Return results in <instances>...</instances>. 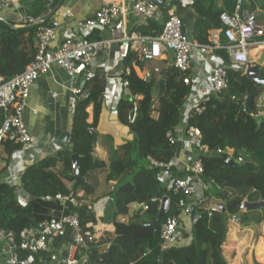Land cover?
<instances>
[{
    "label": "trees",
    "instance_id": "1",
    "mask_svg": "<svg viewBox=\"0 0 264 264\" xmlns=\"http://www.w3.org/2000/svg\"><path fill=\"white\" fill-rule=\"evenodd\" d=\"M223 1V5L218 7L212 4L206 6L200 0H195L193 7L198 18L193 40L203 44L210 43L209 30L221 28V14L227 11L228 4L233 3L231 6L234 7L236 4V0ZM163 22L164 20L149 21L138 27L137 32L143 36L158 35L162 31ZM0 23L4 26L0 41V74L8 79L22 72L33 59L35 27L29 25L15 28L8 23ZM90 38L98 39L99 35H91ZM218 52L231 64L225 50ZM137 60L139 55L135 52L126 59V65L132 66L131 72L126 75L132 97L121 99L117 113L113 115V121L127 135H133V140L123 146L124 149L127 148L124 155L111 158L107 181H116L111 192L116 216L129 214L134 203L143 204L145 208L134 210L127 223L114 221L116 236L111 249L108 248L106 232L104 236L88 244L84 252L99 264H129L134 261L136 264H228L223 249L228 215L243 225L254 224L255 221L250 215L255 210H242L240 206L245 200L258 201L260 195L264 196V120L259 124L256 119L259 113H264V85L257 88L251 109L242 110L255 83L243 69L230 66L227 69L228 87L213 96L205 104L202 113L193 114L189 119V125L197 126L201 130L203 141L210 149L209 154L201 156L204 163L203 180L208 186H212L210 195L220 198L226 210L220 209L211 217L204 213L196 222L193 221L192 214H187V222L186 213L177 205L180 195L165 193L164 184L159 179V169L150 168L147 157L169 162L176 156L179 146L171 144L166 135L181 123V107L191 87L184 83V73L170 67L163 71L165 90L157 97L154 94L158 77L144 82L133 67ZM105 85L103 78H97L93 87L89 88L91 97L79 100L76 104L70 144L55 155L46 156L29 165L23 172L19 185H10L5 175L13 154L21 145L9 138L2 141L1 227L19 235L24 228L34 229L50 219L52 210H61L60 201H48L45 200L46 197L54 198L57 194L69 193L77 196L79 187L86 193L94 192V189L89 188L86 177L89 173L105 167V161L94 156L96 140L93 137V131H100V123L106 113L103 101ZM137 96L140 98L136 101L137 116L131 123L128 113ZM91 103L94 115L93 121L88 122L87 108ZM154 112L157 116H154ZM2 119L3 111L0 109V124ZM219 148L224 152L218 153ZM74 154L78 155L76 163ZM230 157L234 159V163L228 161ZM76 170H79V176H76ZM173 171L178 176L182 175L175 167ZM66 181L74 182L73 186L70 187ZM18 189L31 197L32 201L21 205L18 201ZM165 196L169 200V211L154 227L151 223L157 219L161 200ZM71 211L79 214L84 229L94 231L98 221L91 204H82L79 207L70 205L65 210L66 213ZM169 216L178 219L179 228L185 231L184 239L179 244L162 250L159 245L160 229ZM262 222L264 216L258 223ZM69 239V234L58 237L55 246H61ZM32 253L36 258L33 264H45L51 252Z\"/></svg>",
    "mask_w": 264,
    "mask_h": 264
},
{
    "label": "built area",
    "instance_id": "2",
    "mask_svg": "<svg viewBox=\"0 0 264 264\" xmlns=\"http://www.w3.org/2000/svg\"><path fill=\"white\" fill-rule=\"evenodd\" d=\"M101 3L91 18L79 22L82 35L69 33L53 49L51 44L57 38L58 20H48L46 14H27L20 0H0L1 8L20 11L19 21L24 27H35V53L31 62L12 78L7 79L0 74V109L3 111L0 144L9 138L21 145L12 156L7 182L10 185H19L25 169L36 161L33 153L35 137L25 124L24 111L31 88L38 78L50 71L54 65H58L70 75L71 90L75 98L89 99L91 92L80 86V77L92 73L94 67L99 66L107 81L113 80L111 59L100 56L108 51L110 54L114 53V50L119 58L114 82L120 92L117 97L119 100L113 103L112 109L117 110L118 102L124 95L132 97L129 80L126 78L132 66L126 65V59L135 52L140 61H135L134 66L140 67L138 74L144 82H150L154 77H163L164 69L174 67L184 73L183 81L191 87L181 107V123L174 130H170L166 137L173 145L193 148L197 156H188L187 162H183L177 154L169 162L151 156L147 157V161L150 168L159 169V179L167 193L180 195L177 205L181 211L192 214L194 222L200 220L204 213L211 217L220 211V205L215 201L204 208L205 203L212 198L209 199L208 185L203 180L204 163L201 156L209 154L210 149L203 141L201 130L197 126L189 125V119L193 114L202 113L205 104L228 87V67L217 58L215 65L208 68L207 76L200 83L198 79H194V71L199 70L196 60L206 61L213 51L223 49L229 57L231 67L245 71L251 64V51L256 47H264V26L258 23L255 13L246 6L245 0H236L233 11H224L220 16V31L226 43L223 44L216 38L214 43L203 44L191 39L186 33L179 13L181 8L193 6L195 0H163L162 5L156 0H101ZM50 6L48 5V12ZM163 9L166 10V17L160 34L143 36L136 31V27L158 20ZM71 14L68 10L64 16ZM94 32H107L108 36L101 35L98 39H92L90 37ZM158 61H163L164 64L158 65ZM138 98L137 96L135 99ZM137 111L138 105L134 101L128 113L129 122L135 121ZM217 151L224 152L221 148ZM18 163L22 164V168L15 166ZM173 167L182 175L175 174ZM18 198L21 205H26L31 199L20 189ZM45 200L60 201L62 208L59 214H53L34 229L24 228L19 235L0 226V264H33L36 258L32 251L51 252L45 264H99L84 252L88 244L98 239L95 232L81 226L77 212H65L70 205L79 207L82 202L74 193L57 194L54 198L48 196ZM240 208L245 210V202ZM232 220L237 222L236 218L232 217ZM184 233L175 216L167 217L160 229V248L166 250L179 244L184 239ZM67 234L70 239L61 246H55L56 239ZM129 264H136V261Z\"/></svg>",
    "mask_w": 264,
    "mask_h": 264
},
{
    "label": "crops",
    "instance_id": "3",
    "mask_svg": "<svg viewBox=\"0 0 264 264\" xmlns=\"http://www.w3.org/2000/svg\"><path fill=\"white\" fill-rule=\"evenodd\" d=\"M24 11L27 14L33 16H40L41 14H46L48 20H58L59 27L57 29V38L51 44V48L55 49L59 42L66 37L69 33L75 35H82V31L79 27L80 21H85L91 18L95 12L101 6V0H20ZM203 5L212 4V6L221 7L224 3L223 0H200ZM233 3L227 5V11H233L231 6ZM246 6L255 13L257 21L260 25L264 26V0H245ZM48 5L50 6V11L48 12ZM232 8V9H231ZM2 13H0V22L8 23L15 28H24V26L19 21V14L15 13V10L10 8L0 7ZM70 10L71 15L64 16L66 11ZM166 10L163 9L162 16L158 21H162L166 17ZM180 16L184 22V29L186 33L193 39L195 22L198 18V14L193 6L187 8H181ZM154 21V20H153ZM157 21V20H155ZM164 24V22H163ZM3 25L0 23V41L4 32ZM140 27V26H139ZM136 31L138 27L135 28ZM220 28L209 30V40L214 43L216 38L223 44L226 43V39L220 31ZM98 34L103 37H107L108 33ZM34 43V42H33ZM115 49V48H113ZM114 53L105 52L100 57L111 59L113 80L107 81L105 78V73L101 67L96 66L92 70V73H87L79 79L80 86L91 89L97 78H103L106 82L105 91L103 93V101L105 105V114L103 121L100 123V131H97L95 152L94 156L105 161V167L97 169L86 177L87 183H89V188L94 189L92 193H86L82 188H78L76 194L77 198L82 202V204H91L94 211L96 212V217L98 221L94 227V232L97 238H100L108 233L109 247L113 245V240L115 238V227L114 221L129 222V219L133 216L132 212L134 210L144 209L143 204H132L131 211L127 215H115L114 204L111 192L116 185L115 180L107 181V175L110 171L111 158L115 156L124 155L127 152V148L124 149V145L128 144L133 140V135H127L125 130L119 127L115 121H113V115H116L117 110L112 109V105L117 99L120 89L116 88L114 75L119 65V58L117 52L112 50ZM219 50L213 51L206 61L201 59L196 60V65L199 66L198 71H194V79H198L201 83L203 78L208 74L207 70L210 66L215 65L217 58H220L224 65L229 67L232 64L226 62L223 55L218 52ZM111 56V57H110ZM262 62V63H260ZM158 65H163V61H158ZM255 65H259V74L264 78V47H256L251 51V64L247 67L246 71ZM165 66V65H164ZM138 73L141 69L138 65L134 66ZM162 77H158L159 80ZM84 79V82L81 81ZM158 86L156 89V95L158 97ZM72 79L70 75L60 66L54 65L50 71L38 78L31 88L30 97L28 99L27 106L24 111V121L28 130L35 137L34 155L35 160L45 158L49 155H55L60 149L67 147L69 143H64L60 146V138L66 132L72 133L73 125V115L75 106L79 99L75 98L71 90ZM123 96V94H122ZM128 97L124 95L123 98ZM140 99V98H138ZM136 99L135 101H137ZM119 103V102H118ZM117 105V102L115 103ZM87 112L89 114L88 122L93 121L94 108L91 103ZM262 115V113H261ZM180 147V146H179ZM197 156L195 150L190 147H180L177 151V157L183 162L188 161V156ZM18 168H22V164L18 163L15 165ZM9 169V168H8ZM9 172V171H8ZM5 175L8 181V173ZM66 183L72 187L74 182ZM212 186H207V192L209 199L205 203L204 208L213 204L216 201L219 205L223 204L222 200L217 196L210 195V189ZM218 189V188H217ZM213 190V189H212ZM108 194V203L99 205L100 211H98L97 206H94V202L97 199H101L102 196ZM80 197V198H79ZM106 198V197H105ZM19 201V200H18ZM32 198L27 202L30 203ZM256 202V201H249ZM140 206H143L140 208ZM136 211V212H137ZM257 211L263 212L264 209H258ZM59 211L52 210V214H59ZM185 213V212H184ZM228 215V214H227ZM225 215V216H227ZM255 214H251L253 216ZM186 221L189 222V217L186 213ZM264 216V215H263ZM256 237H255V235ZM112 243V244H111ZM228 244V245H227ZM225 257L228 264H264V222L260 225L254 222V224L243 225L238 220L233 221L232 217L228 215L227 220V236L226 241L223 246Z\"/></svg>",
    "mask_w": 264,
    "mask_h": 264
},
{
    "label": "water",
    "instance_id": "4",
    "mask_svg": "<svg viewBox=\"0 0 264 264\" xmlns=\"http://www.w3.org/2000/svg\"><path fill=\"white\" fill-rule=\"evenodd\" d=\"M156 2H158L160 5L163 4V0H156ZM262 63V62H260ZM246 74L254 81V86H253V89L249 95V97L247 98L246 100V103L245 105L242 106V110H246V109H251V106L253 104V100H254V96H255V92L257 90V88L260 86V85H264V78L262 76H260L259 74V65H255L253 67H250L247 71H246ZM84 82V79L81 81V83ZM165 84H166V80L164 77H162L160 80H159V86H158V96L162 95L164 90H165ZM257 121L259 124H262L263 120H264V113L262 115H258L256 117ZM96 135H97V131H93V137L94 139L96 138ZM71 137H72V133L70 132H66L65 134H63V137L60 138V146H63L64 143H69L70 140H71ZM77 158H78V155L77 154H74L73 155V159H74V162L76 163L77 162ZM228 161L230 163H234V159L232 157H230L228 159ZM76 176H79V170H76ZM165 193H167V190L165 189ZM161 208H160V212L157 216V219H155L151 225L156 227L157 225V222L158 220H161L166 214L167 212L169 211V200H168V197L165 196L162 200H161ZM143 206H140V208H142ZM220 209L222 211H225L226 208L223 204L220 205ZM245 209L247 211L249 210H256V209H264V196L263 195H260V199L256 202H249V201H246L245 202ZM113 245L110 246V249L112 248ZM66 254V253H65Z\"/></svg>",
    "mask_w": 264,
    "mask_h": 264
},
{
    "label": "rangeland",
    "instance_id": "5",
    "mask_svg": "<svg viewBox=\"0 0 264 264\" xmlns=\"http://www.w3.org/2000/svg\"><path fill=\"white\" fill-rule=\"evenodd\" d=\"M25 8V7H24ZM10 9H12V8H10ZM12 10H14V9H12ZM15 13H17V14H19V10H15L14 11ZM0 13H2V9H0ZM156 91H155V94L154 95H156ZM154 116H157V113L156 112H154ZM108 194H106V195H104V196H102L101 197V199L99 200V199H97L95 202H94V206H97V208H98V211H100V208H99V205H104L105 203L104 202H107L108 203ZM106 197V198H105ZM99 204V205H98ZM258 209H256L254 212H252L251 214H255V215H253L252 217H253V219H254V221L257 223V224H259L260 225V223H258L259 222V220H260V218H263V215H264V213L261 211V212H259V211H257ZM261 222V221H260ZM99 225L97 224V227H98ZM255 235V234H254ZM255 237H256V235H255ZM228 245V244H227Z\"/></svg>",
    "mask_w": 264,
    "mask_h": 264
},
{
    "label": "clouds",
    "instance_id": "6",
    "mask_svg": "<svg viewBox=\"0 0 264 264\" xmlns=\"http://www.w3.org/2000/svg\"><path fill=\"white\" fill-rule=\"evenodd\" d=\"M248 201V200H247ZM244 202H246V200L244 201ZM246 210V209H245ZM247 211V210H246Z\"/></svg>",
    "mask_w": 264,
    "mask_h": 264
}]
</instances>
